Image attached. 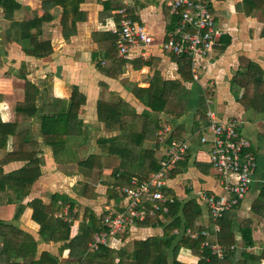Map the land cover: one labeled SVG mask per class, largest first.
Masks as SVG:
<instances>
[{
  "label": "crops",
  "instance_id": "crops-1",
  "mask_svg": "<svg viewBox=\"0 0 264 264\" xmlns=\"http://www.w3.org/2000/svg\"><path fill=\"white\" fill-rule=\"evenodd\" d=\"M3 1L10 9L3 7ZM43 1L0 0V180L10 184L9 180H25L17 187L0 184L4 188L0 193V252L7 244L12 249L11 259L26 264L40 259L46 252L58 260L57 264H101L102 260L84 263L79 251L68 245L82 233L80 225L84 221L89 223L90 215L101 219L108 208L118 213L128 205L129 199L122 197L120 189L129 186L118 185L113 173L134 175L137 179L145 176L148 179L152 174L140 169L136 165L138 156L123 148L131 141L126 138L129 132L150 134L142 148L154 150L158 160L176 131L179 140L191 143L188 157L167 179L163 193L169 203L163 206V211L183 216L184 220L183 213L193 215L200 206L202 216L195 222L193 231L208 230L209 237L205 240H210L212 235L218 237L221 231L215 230L209 207L202 199L207 192H222L221 178L209 161L210 149L199 141L207 125V122L196 123L198 103L203 97L218 121L236 119L240 123L258 155L254 182L245 199L235 207L237 219L233 227L240 249L260 253L264 248V207L256 200L264 189V113L246 109L239 102L245 91L232 80L247 68L264 76V0H209L211 13L223 36L209 56L192 61L194 80L183 82L192 90L193 102L181 119L165 113L147 114L148 108L135 92L137 88H149L154 77L181 79L172 54L161 48L171 33L169 29L174 26V17L167 5L169 0H121L125 9H130L127 10L130 18L146 27L154 39L151 45L131 48L124 57L118 53L128 61L124 66L105 59L102 49L107 42L101 39L100 44L97 36L99 33L116 35L121 22L116 11L122 8L109 13L104 2L110 0H84L75 25L68 23L66 28L61 23L62 4L51 10L52 19L43 24ZM36 18L38 32H45L39 39L46 37L53 49L44 58L27 55L24 51L27 43L21 40V24ZM66 32L72 34L66 37ZM74 88L85 96L86 102L77 119L67 128L71 133L65 139L64 149L56 154L44 138L43 118L68 110ZM121 100L126 104L123 107L127 118L126 134L117 127L107 130L98 117L99 101L118 103ZM133 112L136 118L132 121ZM150 117L157 119V126L170 127L164 141L159 139L161 129L154 130L156 124L149 120ZM61 128L66 125H48L51 133ZM114 137L120 140H116L113 147H107L112 150L107 154L100 141ZM92 156L100 160L97 159L92 166L95 169L90 170L85 162ZM32 157L35 161L30 162ZM37 172H40L38 176ZM34 177L36 180L28 186ZM58 195L62 199L54 204ZM36 200L47 208L46 213L56 208L54 218L71 224V240L55 242L42 237L41 226L33 218L31 203ZM72 203L75 209L70 215ZM247 219L253 221L254 246L249 248H245L240 230ZM158 223L156 220L155 226H129L106 247L113 249L115 255L123 249L131 254L134 241L164 234ZM188 229L191 228L182 224L176 229L178 234L174 233L181 239L184 235L190 236ZM95 235L88 243V253H95L89 250ZM176 246L177 243L168 246L172 261L177 258L183 263L198 264L201 258L185 248L176 253ZM6 258L0 257V264H5ZM119 262L116 256L113 264Z\"/></svg>",
  "mask_w": 264,
  "mask_h": 264
},
{
  "label": "trees",
  "instance_id": "trees-1",
  "mask_svg": "<svg viewBox=\"0 0 264 264\" xmlns=\"http://www.w3.org/2000/svg\"><path fill=\"white\" fill-rule=\"evenodd\" d=\"M83 2L84 0H44L42 6L44 10V16L41 20L43 24L51 20V10L58 6V4H62V25L66 26L67 28V24L71 23L74 26L75 22L78 20V15L82 13L80 10V6ZM1 3L4 8L10 9L6 4V1H3ZM104 7L105 10L109 13H111L114 9L125 8L121 0H110L109 2H104ZM127 10L129 11L130 9L127 8ZM178 22L179 19L174 17L172 21V24L174 26L169 29L171 33L175 31ZM21 27V40L27 43V45L24 47V51L27 55L36 58H44L52 53L53 49L51 46V41L46 40V37H43L41 40L39 39V36L45 35V32H38L37 18L21 24ZM71 34L72 33L69 34L66 32L65 36L69 37ZM97 36L99 37V43L101 39L107 42V46L102 49V51H105V59L111 60L114 64L117 63L121 66H124L128 63L127 59L121 58L118 55L116 46L118 40L117 34L112 35L111 33H99V35ZM172 58L179 67L178 72L181 75V79L163 80L160 77H154L151 80L149 88H137L135 92L137 98L148 108V112H146L147 114L165 113L166 115L174 117L175 119H181L193 102L192 90L185 84L188 81L191 82L194 80L192 72L193 62L191 57L187 55L172 54ZM183 80L186 82L184 83ZM232 83L239 88L244 89L245 92L241 99H239V102L244 107H246V109H254L257 112L264 113V76L262 77V75H259L256 71H252L247 68V70L239 71L234 76ZM85 102V96L82 95L77 88H74L70 99V107L68 108V110L54 115L44 116L43 135L46 139L47 144L54 149V152L56 154L60 152V150L64 149L66 143L65 139L68 134L71 133L67 130V128L73 123L75 119H77V115L81 110L80 108L85 104ZM198 104V120H196V123L201 125L206 124V122L208 121L207 112L209 109L206 102H204L203 97H201ZM125 105V102L122 100L118 103L105 101L98 102V117L99 120L106 125L107 130L111 131L113 128L117 127L122 134H126V132H128L126 127L127 118L123 110V107ZM135 118L136 113L133 112V116L131 117L132 121ZM149 120L156 124L154 125L155 131L163 128L162 126H157V119L150 117ZM53 123L59 126L64 124L66 125V128L59 129L57 133H51L48 130V125H51ZM240 130L242 132V128ZM129 133L130 134L126 138L130 139L131 141L125 143L123 145V148L126 151H129L130 153L138 156L136 165H138L140 169H144L149 173L157 172L160 169V160H158V158L156 157V152L151 149L149 150L142 148L143 142L149 137L150 134L141 135L135 134L133 132ZM172 139L179 140L177 131L173 133L169 140ZM116 140H120V138L114 137L113 139H102L100 141V146L103 148V151L105 153L110 154L112 153V150L108 149L107 147H113V144ZM97 159L100 160V158L97 157H90V159L85 162V166L90 170L95 169L92 166H95L94 164H96ZM30 160V162L35 161L34 157H32ZM39 174L40 172H37V176ZM113 177L116 179V183L118 185L120 184L131 187V180L134 175L126 176L119 172L113 173ZM36 178L37 177H34L33 181L28 182V186L31 185L36 180ZM145 179H147V176L139 177L140 181H143ZM9 181H11V184L8 181L0 180V184L4 185V183H7L8 185L10 184V186L17 187L19 182V184L25 183V180ZM3 190V186H0V193L3 192ZM60 198L61 196H56L53 201L54 204H58ZM257 199L258 200H256V203L264 207V189ZM31 204L33 205L34 210L33 218L40 224V233L44 239L55 242L72 239L71 224L64 222L62 219L54 218L56 208L46 213L47 208L42 204L40 200L33 201ZM74 204L75 203H72V207L71 209H69L70 215H72L74 212ZM146 208L151 209L152 203L148 202L146 204ZM236 213V208L225 213L223 218L220 220V224L222 226L221 232L218 234V237H214L212 235V238L210 239L212 242H219L225 246L236 245V248L233 252L228 253L223 260H219L216 257H211V261L209 262V264L264 263V248L260 253H253L242 250L237 246L236 235L233 227L234 221H236L237 219ZM183 215L184 220H182L183 216L172 215L170 213L164 212L162 209L155 213L154 216H147L145 220L137 221L134 227H148L152 225L155 226L154 223L156 220H158V224L162 225L164 234L162 236L152 237L146 240H136L133 242L134 249L131 254H127V250L123 249L116 255L114 254L115 251L113 249H109L104 246H102L100 250L95 251V253H88V243L92 241L94 235L102 229V222L104 218V215L101 219H98L96 216L90 215V222L85 223L84 221L80 225V230L82 233L73 238L68 246L71 249L72 247H75V249L79 251L80 257L84 258V263L94 260H102L101 264H113L116 256H118L120 258V262L118 264H190L180 262L177 260V258H175L173 261L171 260L168 246H170V244L172 245V243H177L176 247L178 248L176 250V253L178 249L185 248L187 250H190L193 256H198V258H201L198 264H205L206 260L204 258L211 256L210 250L208 248L203 249L201 246V243L205 240V238L193 239L190 236L184 235L181 239H179L174 233V231L176 229H179L182 224H185L186 228L195 230V222L202 216L201 208L200 206H198L197 212L193 215L184 213ZM159 219H162L161 222ZM211 227H213V225H211ZM252 227V219H247L244 221L243 225L240 228L241 239L244 243L245 248L254 246ZM11 252L12 249H10V246L7 244L5 245V248L0 252V257H7L5 264H26L19 263L15 258L11 259ZM72 254L74 255V252ZM57 261L58 260L55 257H52L50 253L46 252L42 254L40 259L33 261L31 264H57Z\"/></svg>",
  "mask_w": 264,
  "mask_h": 264
},
{
  "label": "built area",
  "instance_id": "built-area-1",
  "mask_svg": "<svg viewBox=\"0 0 264 264\" xmlns=\"http://www.w3.org/2000/svg\"><path fill=\"white\" fill-rule=\"evenodd\" d=\"M167 5L171 15L179 19V22L175 31L162 43V50L173 55H187L193 62L209 56L223 36L211 13L210 1L169 0ZM116 14L121 16L120 28L115 31L118 35L116 46L120 56L127 55L133 47L153 43L154 39L147 28L132 20L125 8L117 10ZM207 119V125L201 131L200 143L210 149L209 161L221 178L222 192H207L202 199L209 207L215 230L219 232V222L225 213L237 207L247 196L258 169V155L251 140L241 132L240 123L236 119L218 121L212 110L207 112ZM170 131V127L164 125L159 139L164 141ZM191 149L188 140H169L160 160V169L143 181L132 177V186L120 189L122 197L129 199L128 205L118 213L108 208L103 229L96 233L89 250L98 251L102 246H108L110 240L125 228L162 210V205L169 203L163 193L167 179L186 160ZM148 202L152 203L151 209L146 208ZM175 233L178 234V231L175 230ZM187 233L193 239L209 237V232L205 229H188ZM202 247L208 248L211 254L204 258L205 264L211 261V257L223 260L235 249V246L212 243L209 239L202 242Z\"/></svg>",
  "mask_w": 264,
  "mask_h": 264
},
{
  "label": "rangeland",
  "instance_id": "rangeland-1",
  "mask_svg": "<svg viewBox=\"0 0 264 264\" xmlns=\"http://www.w3.org/2000/svg\"><path fill=\"white\" fill-rule=\"evenodd\" d=\"M199 141H200V139H199ZM264 264V263H263Z\"/></svg>",
  "mask_w": 264,
  "mask_h": 264
}]
</instances>
